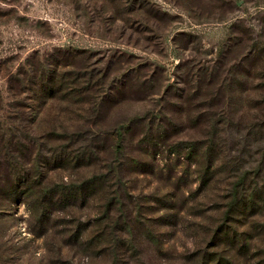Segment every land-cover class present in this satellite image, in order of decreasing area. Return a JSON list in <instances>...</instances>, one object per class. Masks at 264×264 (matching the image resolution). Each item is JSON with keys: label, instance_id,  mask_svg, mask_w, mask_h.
I'll list each match as a JSON object with an SVG mask.
<instances>
[{"label": "rangeland", "instance_id": "1", "mask_svg": "<svg viewBox=\"0 0 264 264\" xmlns=\"http://www.w3.org/2000/svg\"><path fill=\"white\" fill-rule=\"evenodd\" d=\"M10 153L0 264H264V0H0Z\"/></svg>", "mask_w": 264, "mask_h": 264}, {"label": "trees", "instance_id": "2", "mask_svg": "<svg viewBox=\"0 0 264 264\" xmlns=\"http://www.w3.org/2000/svg\"><path fill=\"white\" fill-rule=\"evenodd\" d=\"M57 72L55 70H51L50 74L48 75L47 69L43 71V77L40 78L39 83L34 85L37 89H39L43 93H48V95L51 97L53 94L56 92H59L63 90L62 88L64 87V78H57ZM29 76V75H27ZM37 92V90H35ZM152 130V129H151ZM119 143V142H118ZM14 153H10V155L6 154L5 158V164L2 165V170H7V174L12 176V179L8 181L6 187H1L0 186V198H8L11 196V194H16L20 191L21 188H25V192L23 194H26L30 196L34 190L41 189V185H36L35 183L31 182V178L34 175L31 170H26V171H19L18 167L21 166V164L18 162L19 158H24L22 157L21 153L18 156H12L11 155ZM48 163V162H47ZM49 164V163H48ZM215 165V160L212 159V155L210 154L209 157H207V163L205 166V175L204 178H202V183L206 182L207 178L206 176H211L213 172H211L212 167ZM24 178V181H23ZM0 178V185L3 183L1 182ZM24 182V183H23ZM23 183V184H21ZM20 184V185H19ZM235 191V190H234ZM36 192H41V191H36ZM234 193V192H233ZM238 201V202H237ZM247 201H251L250 204ZM53 203H43V207L48 210V207H51ZM252 200L250 199H244V200H239V197L236 193H234L231 196V201L229 205H227L228 211L235 212L239 208V212H245L247 209L251 210L252 209ZM220 233H217L216 236L213 238L214 241H216L218 235ZM222 234H225V231L222 232ZM217 256V255H216ZM214 255V257H216Z\"/></svg>", "mask_w": 264, "mask_h": 264}]
</instances>
